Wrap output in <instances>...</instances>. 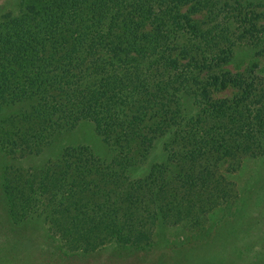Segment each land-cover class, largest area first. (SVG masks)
I'll use <instances>...</instances> for the list:
<instances>
[{
  "label": "trees",
  "instance_id": "16d2710c",
  "mask_svg": "<svg viewBox=\"0 0 264 264\" xmlns=\"http://www.w3.org/2000/svg\"><path fill=\"white\" fill-rule=\"evenodd\" d=\"M22 4L0 22V111L17 108L2 120L12 144L4 149L39 154L89 121L114 156L72 145L38 171L6 166L14 221L42 220L74 251L115 245L159 249L156 264H264V214L233 211L240 193L221 172L264 158V78L225 66L242 27L252 37L246 45L264 55V13L241 15L264 0ZM160 139L164 160L132 177ZM220 206L228 212L205 227ZM176 225L200 227L199 236L172 242Z\"/></svg>",
  "mask_w": 264,
  "mask_h": 264
},
{
  "label": "rangeland",
  "instance_id": "374dc122",
  "mask_svg": "<svg viewBox=\"0 0 264 264\" xmlns=\"http://www.w3.org/2000/svg\"><path fill=\"white\" fill-rule=\"evenodd\" d=\"M22 2L23 0H0V22L5 19L3 16L6 13H11L13 16L19 15L24 4ZM243 10L242 16H245L248 11H253L252 13L255 14L257 12L264 13V7L260 6H251L250 9ZM252 13L246 20V29L252 28L250 22V18L254 16ZM197 16L201 17L200 24L204 27L207 20L206 12H202L201 15ZM263 23L264 18L258 20V27L262 28ZM239 32H241L239 39L243 42L237 49L232 62L225 66L233 71L251 67L256 71L255 73L264 78V55L256 54L252 47L246 45L252 39L247 30L243 31L242 27L238 34ZM259 33H256V35ZM231 93L232 90H227L217 94V96H228ZM16 109L12 107L0 111V264H156L151 259H155L160 253L159 249L137 251L111 245L91 253L74 251L67 248L59 240V237L49 230L44 221L36 219L21 222L14 221L10 211L8 195L3 184L6 166L11 165L13 168L22 166L26 170L38 171V168L46 162L59 158L63 150L72 145L89 146L97 157L106 161L111 160L114 156V152L97 133L93 123L89 121L80 122L75 128L56 135L52 140L53 144L51 146L50 144L46 145L39 154L21 155L19 153L20 148L14 150L19 156L9 154L4 147L9 150L12 148V144L5 140L10 128L8 123H4L2 120L15 114ZM2 140H5V142H2ZM164 158L165 152L162 139H160L147 162L131 170L132 177L143 176L148 172L152 163L161 162ZM227 167L228 164L222 165L221 172L227 180L230 179L235 182L236 192L240 193V196L236 195L235 201L233 200V211L241 208L256 218L258 215L264 214V205L260 203V200H264V179H262L264 175V158L258 160L245 158L242 166L240 168L238 166V169L233 172L228 171ZM226 210L225 206H220L210 212L207 217L202 219L203 221L207 220L204 226L207 228L213 226L219 217L228 212ZM199 229L200 227L176 225L168 229L167 237L172 242L189 241L192 237L199 236ZM169 240L167 242L171 244L172 242Z\"/></svg>",
  "mask_w": 264,
  "mask_h": 264
}]
</instances>
